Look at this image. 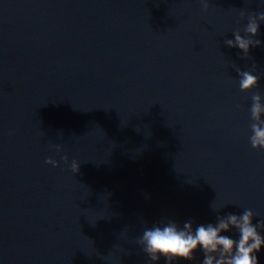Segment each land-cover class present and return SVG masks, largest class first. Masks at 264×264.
<instances>
[{"label":"water","instance_id":"obj_1","mask_svg":"<svg viewBox=\"0 0 264 264\" xmlns=\"http://www.w3.org/2000/svg\"><path fill=\"white\" fill-rule=\"evenodd\" d=\"M258 13L264 0H0V264H169L145 229L264 220ZM237 32L261 44L229 47Z\"/></svg>","mask_w":264,"mask_h":264},{"label":"clouds","instance_id":"obj_2","mask_svg":"<svg viewBox=\"0 0 264 264\" xmlns=\"http://www.w3.org/2000/svg\"><path fill=\"white\" fill-rule=\"evenodd\" d=\"M205 10L208 8V0H201ZM264 21V13L253 15V19L245 28L252 36L259 34L260 24L255 18ZM235 40H227L229 47L239 48L245 54L249 53L251 47L259 46L260 40H249L239 32L235 33ZM239 86L242 91L257 88L259 77L252 72H240ZM262 95L257 92L252 96L251 125L252 136L250 142L257 150L264 149V103H261ZM57 151H63L61 145H57ZM68 163V157H63ZM49 165L59 167L56 160L48 159ZM79 164L71 162L74 173L79 171ZM255 214L250 209H245L240 215L228 213L226 216L218 217L215 223L199 224L195 227L191 221H186L183 227L174 221H168L144 230L140 243L144 251L152 261L158 262L163 256L172 264L174 260L195 259V252L203 251L202 264H259L257 253L264 247V235L260 229H264V220L253 224ZM236 230L237 238L222 233Z\"/></svg>","mask_w":264,"mask_h":264}]
</instances>
